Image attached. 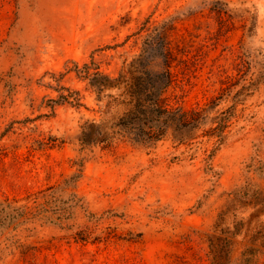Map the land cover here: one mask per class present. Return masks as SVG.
Wrapping results in <instances>:
<instances>
[{
	"label": "rangeland",
	"instance_id": "obj_1",
	"mask_svg": "<svg viewBox=\"0 0 264 264\" xmlns=\"http://www.w3.org/2000/svg\"><path fill=\"white\" fill-rule=\"evenodd\" d=\"M172 18L169 108L201 109L226 93L217 110H227L261 80L225 140L148 149L119 140L82 154V126L102 116L69 71L94 61L118 75ZM70 92L82 107L50 101ZM244 191L264 198V0H0V202L32 211L0 227V264H210L208 236ZM242 210L251 230L264 224ZM237 241L238 257L249 244Z\"/></svg>",
	"mask_w": 264,
	"mask_h": 264
},
{
	"label": "trees",
	"instance_id": "obj_2",
	"mask_svg": "<svg viewBox=\"0 0 264 264\" xmlns=\"http://www.w3.org/2000/svg\"><path fill=\"white\" fill-rule=\"evenodd\" d=\"M177 18H172L155 26L144 42L142 53L118 75L104 73L94 62L82 67L75 64L76 77L87 83L96 95L102 121H87L82 126L81 134L76 138L82 154L92 148H108L122 140L133 146L155 148L165 139L171 138L180 144L192 143L201 136L216 137L219 144L225 140V132L235 117V109L253 94L260 82L242 88L231 98L233 105L227 110H217L218 106L228 101L230 94L223 93L204 108L197 110L171 109L166 104L164 95L173 82L172 67L176 55L172 48L171 34L176 30ZM53 104L66 103L74 107L83 106L79 92L60 94L59 99L50 100ZM85 158L75 165L83 168ZM72 175L65 181V188H75L81 177ZM73 198H77L72 194ZM248 191L233 193L231 207L219 214L215 230L208 236L210 264H259L264 255V224L254 230L240 219L242 209L252 207V218L264 214V198L250 202ZM80 200H74L73 207L80 206ZM60 216L65 218V213ZM15 213V214H14ZM6 214V215H2ZM28 208H16L13 202H0V227L5 223L16 222L32 216ZM251 233V234H250ZM245 236L247 243L240 255L236 256L238 238Z\"/></svg>",
	"mask_w": 264,
	"mask_h": 264
}]
</instances>
